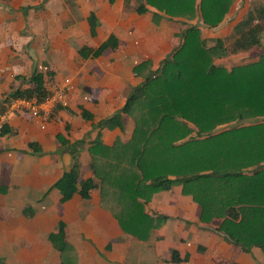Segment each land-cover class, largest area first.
Masks as SVG:
<instances>
[{"label":"crops","instance_id":"1","mask_svg":"<svg viewBox=\"0 0 264 264\" xmlns=\"http://www.w3.org/2000/svg\"><path fill=\"white\" fill-rule=\"evenodd\" d=\"M139 3L142 13L135 10ZM250 3L239 8V0H233L219 24L199 27L200 37H227ZM90 13L96 21L92 34ZM195 23L201 24L157 10L145 0L0 2V98L11 88L26 87L33 70L44 74L49 91L64 80L71 84L68 104L55 106L45 121L29 112L6 118L9 131L0 136V264H58L60 253L47 239L58 221L64 224L71 247V257L66 255L73 264H264L260 248L245 252L226 242L216 230L218 219L201 221L199 206L181 193L180 185L153 193L145 203L147 214L166 217L146 240L121 230L98 190L88 198L74 193L60 202L59 191L51 186L71 164L68 147L60 146L57 137L77 142L79 178L92 177L88 148L97 135L95 124L120 109L141 82L134 67L148 60L155 69L179 45L186 24ZM208 29L214 31L211 37L202 32ZM109 34L115 47L98 56L80 55L81 48L94 49ZM261 46L227 57L254 54ZM81 109L91 119L82 118ZM121 121L122 129H99L102 144L130 138L131 118L122 115ZM29 142L39 152H32ZM172 250L185 259L170 261Z\"/></svg>","mask_w":264,"mask_h":264},{"label":"trees","instance_id":"2","mask_svg":"<svg viewBox=\"0 0 264 264\" xmlns=\"http://www.w3.org/2000/svg\"><path fill=\"white\" fill-rule=\"evenodd\" d=\"M232 1L145 0L157 10L186 20L196 18L201 24H186L179 45L155 69H150L148 60L134 67L141 82L120 109L95 124L97 135L88 148L92 177L79 178L77 142L68 144L57 137L71 156L68 170L51 185L59 191L60 202L74 193L88 198L90 191L98 190L101 204L121 230L146 240L166 217L147 214L145 203L153 193L180 185L181 193L199 206L201 221L218 219L216 230L226 242L245 252L258 247L264 257V51L230 68L214 63L217 58L261 46L264 5L251 2L231 33L215 38L209 46L199 33L201 25L216 26ZM135 10L142 13L145 8L139 3ZM87 20L92 34L96 23L92 13ZM115 45L109 34L96 48L83 47L79 52L98 56ZM26 81V87L11 88L1 96L0 113L12 98L39 102L48 95L42 72L31 71ZM80 115L91 119L84 109ZM122 115L133 122L130 138L102 144L99 129H122ZM224 124L230 126L212 133ZM8 131L4 124L0 136ZM28 147L39 152L33 142ZM47 239L60 253L58 264H73L68 259L71 247L63 222L58 221ZM169 258L178 262L185 256L172 250Z\"/></svg>","mask_w":264,"mask_h":264},{"label":"built area","instance_id":"3","mask_svg":"<svg viewBox=\"0 0 264 264\" xmlns=\"http://www.w3.org/2000/svg\"><path fill=\"white\" fill-rule=\"evenodd\" d=\"M70 89V82L64 80L61 86L49 91L48 95L39 102H32L22 97L10 99L5 104L2 113H0V129L5 124L7 116L11 114L29 112L39 117L41 121H45L55 106L59 105L64 107L68 104V93Z\"/></svg>","mask_w":264,"mask_h":264},{"label":"rangeland","instance_id":"4","mask_svg":"<svg viewBox=\"0 0 264 264\" xmlns=\"http://www.w3.org/2000/svg\"><path fill=\"white\" fill-rule=\"evenodd\" d=\"M1 1H6V0H0ZM28 1V0H27ZM30 1V0H29ZM264 0H239V3H240V6L239 8H243L242 6H244L245 4L249 3V2H253V3H257V2H260L262 3ZM245 2V3H244ZM168 7L171 8V5L168 4ZM245 7V6H244ZM238 10V9H237ZM236 10V12H237ZM228 11V9H227ZM226 11V12H227ZM234 15V14H233ZM219 24V23H218ZM209 28V27H208ZM202 32H204V34H206V36L208 37H211L214 33V31H212L211 29H208L206 32L205 30H202ZM199 33H200V30H199ZM182 38H180V42H181ZM211 41V42H210ZM206 45L212 43L213 44V41L212 40H209L208 38L206 39L205 41ZM257 48V47H256ZM255 53L254 54H250V55H244V56H238V55H234V56H224V57H221V58H217L214 60V63L215 64H218V65H226V66H232V65H236L237 63L240 64V63H243V62H247V61H251L252 58H254L255 56L257 57V55L261 52L264 51V44L260 47V48H257L255 49ZM241 54H244V53H241ZM230 66V67H231ZM241 123V122H240ZM230 124H224V125H221L218 127V125L212 130V133H215L217 131H219L220 129H224V128H227L229 127Z\"/></svg>","mask_w":264,"mask_h":264}]
</instances>
